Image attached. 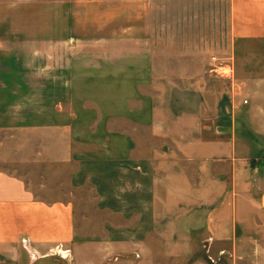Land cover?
Wrapping results in <instances>:
<instances>
[{
    "label": "crops",
    "instance_id": "obj_1",
    "mask_svg": "<svg viewBox=\"0 0 264 264\" xmlns=\"http://www.w3.org/2000/svg\"><path fill=\"white\" fill-rule=\"evenodd\" d=\"M156 1L0 0V129L9 84L64 85L44 114L63 103L70 116L99 117L81 132L104 131L112 118L110 140L80 152L74 181H90L117 218L88 238L72 206L1 182L0 260L56 246L76 259L96 245L101 262L124 254L133 264H215L229 252L233 264H264V0H227L231 59L236 45L240 56L232 79L212 74V59L167 58L160 40L170 33L148 23ZM125 13L135 20L114 23Z\"/></svg>",
    "mask_w": 264,
    "mask_h": 264
},
{
    "label": "rangeland",
    "instance_id": "obj_2",
    "mask_svg": "<svg viewBox=\"0 0 264 264\" xmlns=\"http://www.w3.org/2000/svg\"><path fill=\"white\" fill-rule=\"evenodd\" d=\"M130 21L125 13L114 23L124 25ZM148 23L155 31L170 33L160 42H165L164 45L171 48V52L169 51L167 55L169 56L167 58L171 60L182 59L209 67L211 58L217 56L233 65L235 63L234 69L239 65L240 56L236 51L237 45L235 59H231L233 48L227 0H162L161 4L157 0L151 5ZM40 74V76H47V73ZM45 77L44 79H48ZM8 86L13 89V91L9 90V100L13 99L8 102V126L0 129V183L7 181L8 186L11 185L10 183L15 185L16 182L18 187L25 188L27 195L40 202L72 206L76 216L77 232L83 233L88 238L100 236L104 223L115 221L117 218L100 208V198L90 181L79 183L74 181V176L80 166L79 154L91 147L90 141L110 140L112 137V118L105 116L104 131H96L94 127L97 128L96 120L99 121V117L70 116L69 113L74 111L63 103L55 109L54 117L45 115L44 113L54 108V102L51 101L63 96L64 85L41 83L38 85L9 84ZM16 88H18L17 91ZM36 107L40 109V113L33 117L29 112ZM84 119H88L86 124L93 123L94 127L90 132L85 133L79 130V124L82 122L81 125H83ZM123 125L127 126L126 119ZM84 139H87V144ZM77 250L78 247H75L74 252ZM96 250V245H89L81 257L78 258L76 254L75 259L71 250L67 252L56 246L46 255H36L35 259L24 249L19 260H0V264H75L80 259L92 264L140 262L124 254L101 262L102 259L98 261ZM205 250V247L201 246L199 251ZM205 253L204 258L207 260L208 254ZM146 262L142 263L147 264ZM188 262L183 261L180 264ZM210 262L233 264V258L230 257L229 252H226L221 259ZM254 262V260H239V263L237 261L238 264H255ZM165 264H172V262L167 261Z\"/></svg>",
    "mask_w": 264,
    "mask_h": 264
},
{
    "label": "built area",
    "instance_id": "obj_3",
    "mask_svg": "<svg viewBox=\"0 0 264 264\" xmlns=\"http://www.w3.org/2000/svg\"><path fill=\"white\" fill-rule=\"evenodd\" d=\"M213 66L210 69V72L219 78L224 79H232L235 74L234 65L227 61L221 60L217 56H213L212 58ZM247 103L248 101L245 99L244 101Z\"/></svg>",
    "mask_w": 264,
    "mask_h": 264
}]
</instances>
